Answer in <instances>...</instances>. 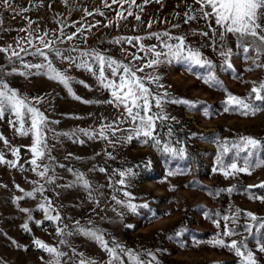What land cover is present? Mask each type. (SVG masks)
Here are the masks:
<instances>
[{
	"label": "rangeland",
	"instance_id": "rangeland-1",
	"mask_svg": "<svg viewBox=\"0 0 264 264\" xmlns=\"http://www.w3.org/2000/svg\"><path fill=\"white\" fill-rule=\"evenodd\" d=\"M199 8L196 0H148L147 3L135 0L134 4L124 0L122 6L113 0H7V4L0 0V48L11 46L18 52L25 48L27 53L40 48L57 70L72 78L69 86L81 97L76 100L63 84L42 74L44 70L36 74V69L24 67V63H46L42 57L21 52L22 62L15 57L9 60L10 53L0 52V78L21 96L28 97L50 122H59L48 124L51 131L47 132V144L52 159L45 158L42 162L50 168L47 175L54 177L48 183L47 178L42 179L32 171L31 135L22 136L16 131L19 124L12 123L16 120L14 114L6 113L0 118V136L9 141L6 146L0 140V153L5 161L16 164L10 167L8 163H0V264H48L50 254L34 244L37 239L65 253L61 264H79L81 253L96 264H108L111 257L107 251L80 229H99L109 247L116 243L138 254L152 252L159 264H239L240 258L234 252L210 243L223 230L222 217L232 216L237 209L238 218L230 225L237 234L224 237L225 243L243 239L258 264H264V252L259 251L257 243L264 236L261 232L245 231L246 225L255 223L245 215L247 212L264 218V202L252 198L264 197V188H248L264 182V167L255 169L251 175L239 173L227 178L219 170L214 171L218 169L217 157L225 141H238L241 136L264 140V110L247 116L239 111L224 112L227 93L206 85L193 74H206L207 68L195 66L190 72L186 63L173 60L138 72L141 77L148 74L160 77L162 88L144 81L154 94L167 92L170 98L197 102L195 107L166 102L164 112L176 119L156 122L155 134L162 145L171 141L173 147L186 149L185 158L180 159L158 151L151 142L144 144L142 136L127 141L125 138L133 125L121 122L127 120L123 106L107 102L113 98L111 90L98 80V65L89 60L96 75L76 66L85 59L81 52L93 50L125 64L142 66L152 57L145 55L140 45L145 48L155 45L158 50L166 51L161 40L152 34L168 33L171 37L184 36L189 46L199 49L212 62L215 75L228 92L246 96L252 82L264 81V68L245 58L254 57L255 52L244 53L234 35L227 34L221 41V30L214 19L202 18ZM129 10L133 15H128ZM117 13H123L124 18ZM137 15L140 20L135 18ZM189 16L195 19H188ZM212 29H216V35ZM204 32L208 35H201ZM69 35L73 39L68 40ZM137 36L142 39L132 43L123 39ZM39 37L52 42V48L60 49L76 63L57 57L44 47ZM222 45L231 49V69L224 65V57L220 55ZM73 48L76 51H70ZM133 54L142 59L132 60ZM261 60L264 61V56ZM249 68L252 70L248 71ZM105 75L113 79L107 67ZM36 97L42 100L37 103L33 99ZM83 100L95 103L85 104ZM152 111H160L154 102ZM106 125L119 130L113 135L112 129H106L108 139H103L98 133ZM79 129L96 135L92 138L80 132L75 136L60 135ZM12 148L19 149L18 155L12 154ZM233 157L234 150L223 159L230 163ZM101 168L105 171H100ZM128 169L134 175L127 176L121 185L119 173ZM169 171L185 174L169 176ZM81 173L89 188L77 182ZM40 186L42 192H35L32 197L25 195ZM228 188L234 190L229 193ZM125 191L134 198L132 203H147L148 207H138L133 213L118 204L117 200H129L124 196ZM49 201L55 209L49 214L59 213V221L46 219L45 210L40 208L41 204L47 208ZM214 219L221 220L220 228L213 223ZM129 224L134 227L128 228ZM57 229L62 234L58 235ZM62 240L66 243H61ZM121 259L129 264L126 254ZM141 259L152 258L141 255Z\"/></svg>",
	"mask_w": 264,
	"mask_h": 264
},
{
	"label": "snow or ice",
	"instance_id": "snow-or-ice-1",
	"mask_svg": "<svg viewBox=\"0 0 264 264\" xmlns=\"http://www.w3.org/2000/svg\"><path fill=\"white\" fill-rule=\"evenodd\" d=\"M124 0H113V3H120L121 6ZM128 3L134 4L135 0H127ZM148 0H145L147 3ZM159 2V0H158ZM7 4V0H5ZM196 3L200 5L199 12L202 14V18L205 20L214 19L215 25L221 30L219 32L220 40L223 41L227 34H232L237 38L238 46L242 48L243 52L248 54L250 52H255V56H246V59H252L253 64L256 67L264 68V61L261 60V57L264 56V0H196ZM106 6H108L106 4ZM27 11V9H23ZM91 15V13H88ZM103 15V13H99ZM117 15L123 19V13H117ZM128 15L131 16L133 13L129 10ZM137 20H140V16L135 17ZM188 19H195L194 16H189ZM31 24L32 22L29 21ZM149 27L151 24L149 23ZM211 28V24L209 25ZM213 35H216V29H212ZM156 39L161 40L163 49L166 51L158 50L157 46L153 45L151 47L145 48L143 44L140 45V50L145 53V55H150L152 58L148 59L146 63L142 66L135 67L133 65L125 64L123 62L117 61L111 57H106L105 55L98 53L96 51L81 52L82 59L80 63L76 64L77 67L84 68L85 70L92 72L93 75H96V72L93 71L92 63H89L91 60L93 63L98 65V80L100 84L105 89L111 90L112 100L107 101L108 103H114L117 107L123 106L124 112L126 113L127 120L121 122H130L133 127L129 130L130 134L125 138L127 141H131L133 137L142 136L143 143L148 144L152 143V146L155 147L158 151L170 154L172 157H179L184 159L186 155V149L184 147H173L172 142H166L163 145L161 144V139L155 134L156 122L157 120L163 122L164 120L172 119L175 120V117H169L164 112V103H182L188 105L189 107H195L197 102L189 100H177L170 98V94L167 92L154 94L152 90L145 85V80H148L149 83H156L158 87H163L159 84V76H154L148 74L145 77L137 75L138 72H144L145 68H152L158 66L161 63H171L173 60L182 61L187 64L188 71H192L193 67L198 66L200 68H207L208 71L206 74H198V79H201L206 85L210 87H219L227 93V99L224 101V112L230 111H239L241 115H255L256 112L264 110V81L252 82L253 86L251 87L248 94L244 97L237 96L228 92V90L223 86L222 81L215 75L213 69L214 65L206 57L202 56V53L199 49L189 46L186 43V38L184 36L171 37L168 33H157L152 34ZM201 35L207 36L208 33L204 32ZM161 37H167L166 40L161 39ZM40 42L44 45L45 48H49L55 53L57 57H60L63 60H69L72 63L76 61L71 56H65L60 49L52 48V42H47L43 37H39ZM73 39L72 35L68 36V40ZM127 43H132L135 41H140L142 37H127L123 38ZM174 41V42H169ZM117 43L120 41L117 40ZM20 42L18 41V44ZM31 43V41H29ZM70 51H76V49H71ZM0 52L10 53L9 60L12 57H15L18 60L23 62V57L20 55L21 52L27 53V49L20 48V51L11 49V46L8 48H0ZM30 55H37L42 57L46 63H24L26 69H36V74H41L40 70H44L42 74L47 75L49 79L56 80L59 83L63 84L69 91V93L76 99L81 100V97L77 96L72 92L70 82L72 78L57 70L52 62L48 59V54L41 50L40 48H35ZM220 55L224 57V65L231 69L232 64L230 63L231 49H225L223 45L220 49ZM142 57L133 54L132 60H141ZM110 70L111 77L109 79L105 75V68ZM252 69L249 68L248 71ZM13 72H16V69L13 68ZM11 74V73H8ZM25 75L26 73H20ZM83 84V81H80ZM88 87V85H84ZM39 103L42 100V97L33 98ZM85 104L95 103V101H82ZM153 102L154 106L158 108L159 112H153ZM6 113L14 114L16 120L12 123L14 126L18 123L19 127L16 128V131L22 136L31 135L32 144L30 146V151L33 155L31 164L34 166L32 171L42 179L47 178L48 183H52L54 177L48 176L50 168L48 165H44L42 162L45 158L51 160L50 149L47 144V132L51 131L48 128L49 123H59L58 121H49L44 112L40 111L39 108L33 106L31 100L26 96H21L15 89L11 88L4 79L0 78V118L4 117ZM207 115V111L205 112ZM28 124V127L25 125ZM106 129H112V125H106L102 127L99 131V136L103 139H108L105 135ZM119 129H112L113 135ZM77 132L83 133V135L92 138L96 135L94 132H90L86 129L74 130L72 133H61L60 135L75 136ZM169 135H171V129H169ZM0 140H3L6 146L9 145V141L3 136H0ZM83 143V141H79ZM111 143V141H110ZM234 150V157L230 163H225L223 157ZM11 152L13 155H18L19 149L12 148ZM221 155L217 157L218 169L222 174L227 178L229 176H235L239 173H244L251 175L255 169L264 167V140L254 138L252 136H241L238 141L228 142L225 141L220 146ZM243 154V155H241ZM40 161L41 163H38ZM0 163H8L10 167H15V162L5 161L4 155L0 153ZM62 166V165H61ZM42 169V170H41ZM69 171H72L69 169ZM100 171H105L101 168ZM185 174L183 171L173 172L169 171L168 175H178ZM121 179L119 183L121 185L125 184V178L127 176L134 175L131 169L127 171H121L119 173ZM77 182H82L85 188H89V182L83 178V174L77 175ZM38 183V182H37ZM19 191L24 192L22 188H19ZM251 188H264V182H261L259 185H249ZM234 189L228 188L226 191L231 193ZM43 186H40L37 189H34L33 192L25 193L26 196L32 197L35 195V192H42ZM125 197H129L128 201L117 200L118 204H122L130 209L131 212L136 213L138 207L147 208L148 204L137 205L131 202L134 199L131 196V193L125 191ZM261 199L264 202V197H252ZM17 199H23V197H18ZM115 200L116 197L113 196ZM40 208L45 210V217L49 220H60V215L57 213L55 216L50 215V212L55 211L51 208V202H48V207L45 208V205L41 204ZM24 212H28V209H21ZM239 209L236 210V213L232 216L225 215L222 217V220L225 222L222 232L216 234V238L213 243L214 246L224 247L234 252L237 257L240 258L239 264H258L254 252L248 248L247 243L241 239L237 241L232 239L230 243H225L224 237L231 238L236 235V229L230 227L231 224H234L239 215ZM219 216V213L216 214ZM255 222L245 226V231L248 233H253V231L261 232V235L264 236V218H258L252 212H247L245 214ZM39 223V222H38ZM78 223V222H77ZM213 223L217 228L221 226V220L214 219ZM25 230L28 229V225L23 226ZM128 228H133L134 225H127ZM84 235L90 237L91 239L97 241L103 249L107 251L111 259L108 264H124L121 256L126 254L129 264H152L153 261H156V264L159 262L156 260V256L152 252H146L143 254H138L132 249H127L122 245L113 243L109 247L108 242L104 240L103 234L99 229L90 230V229H80ZM57 234H62L61 229H57ZM176 235H180V232H177ZM61 243H66V241H61ZM259 251L264 252V239L258 240ZM34 244L50 254V260L48 264H61V257L65 255L56 247H52L40 240H34ZM141 255H148L152 259L151 261H144L141 259ZM81 259L79 264H96L95 261L87 260L83 258V254H80Z\"/></svg>",
	"mask_w": 264,
	"mask_h": 264
}]
</instances>
